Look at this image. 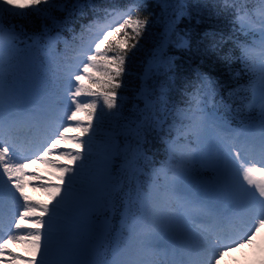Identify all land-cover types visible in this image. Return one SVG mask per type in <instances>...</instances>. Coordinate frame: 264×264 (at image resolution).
<instances>
[{"label":"snow or ice","instance_id":"6c2138e0","mask_svg":"<svg viewBox=\"0 0 264 264\" xmlns=\"http://www.w3.org/2000/svg\"><path fill=\"white\" fill-rule=\"evenodd\" d=\"M244 2L218 0L234 13L233 33L259 31L251 44L234 41L241 68L233 78L247 74L248 84L216 101L220 82L202 75L181 108L169 98L176 67L169 49L192 50L190 33L177 30L191 19L187 0H158L162 30L130 96L120 90L149 25L137 15L146 0L103 8L95 0H0V175L24 201L14 228L26 232L0 237V264H220L233 248L254 243L264 231V0L251 11ZM88 10L92 19L77 33L73 24ZM33 18L40 31L29 33ZM50 86L62 87L69 102L62 129L55 113L64 97ZM105 121L109 130L97 140ZM42 125L52 128L51 139L35 158L17 162L3 134ZM153 136L166 145V159L145 171ZM37 161L59 181L35 185L49 203L25 192L44 179L26 171ZM25 239L30 258L8 249Z\"/></svg>","mask_w":264,"mask_h":264},{"label":"trees","instance_id":"16d2710c","mask_svg":"<svg viewBox=\"0 0 264 264\" xmlns=\"http://www.w3.org/2000/svg\"><path fill=\"white\" fill-rule=\"evenodd\" d=\"M98 7H108L112 4H119L121 6L127 4L129 0H95ZM147 7L143 8L137 15L140 18H147L149 25L145 30L144 36L140 40L138 46L139 51L133 50L135 55L131 56L128 64L129 74L124 80V87L120 90L126 95H131L135 87L139 85L137 76L142 72V61L147 57L148 51L153 46L156 34L162 30V26L157 22V18L161 17V9L158 0H146ZM188 10L191 13V19L184 18L177 25V30L183 34L185 31L190 33L192 37V50L177 49L170 47V54L176 57L175 70L171 73L173 80L170 85L169 98L172 104L181 108L186 106V102L193 87L199 83L198 77L207 76L220 82L219 94L216 96V101L223 96L228 102V91L237 84L247 85L249 77L247 74H242L240 78L234 79L235 71L241 68L239 60L236 58L240 56V49L236 46L234 41L240 40L244 43H252L251 34L247 37L240 35L238 32L233 33L231 21L234 13L232 10L224 11L221 9L218 0H187ZM242 7L249 11L259 8L258 0H245ZM219 13V16L216 15ZM61 18L62 13H57ZM92 19L91 10H88V15L78 19L73 27L76 32L80 31V24L87 23ZM197 20L200 23H197ZM115 22V21H113ZM41 21L33 18L30 24H26L29 33L39 32ZM210 35L205 38V34ZM211 33H216L211 35ZM66 39H71V33H63ZM222 37V38H221ZM202 41V43H201ZM199 43V50L197 44ZM208 49L205 51V49ZM231 57L233 62L229 67L227 58ZM163 79V77L161 78ZM87 101V97L81 98ZM237 107L233 105V111ZM220 110L225 113L223 105H220ZM225 115H230L225 113ZM171 123V118H169ZM238 121H233L235 127ZM109 130L107 122L101 126V132L96 139H103V132ZM175 132L171 133V137ZM149 143L145 145L146 155L151 158L148 163V168L161 164L166 159L165 147L166 145L158 137H149ZM145 162L141 161V165Z\"/></svg>","mask_w":264,"mask_h":264},{"label":"rangeland","instance_id":"374dc122","mask_svg":"<svg viewBox=\"0 0 264 264\" xmlns=\"http://www.w3.org/2000/svg\"><path fill=\"white\" fill-rule=\"evenodd\" d=\"M255 33H256L255 39L257 38L259 40V31L257 30ZM51 89H56L60 93V96L64 97L62 87L57 89L54 86H50L49 90ZM61 102L62 104H59L56 114L59 111L63 112V109L69 105V102L66 100V97H64L61 100ZM60 118L62 119V121L56 122V124H59L62 129V127L68 124L69 122H67L64 113H62V116ZM52 127L54 128L55 125H53ZM52 134L53 133H51L50 136H52ZM70 134H74V133H70ZM50 139L51 138H49V140ZM8 146L10 147L11 154L13 155L14 159L17 162H19L20 160H26L28 158H35L36 153L34 152L31 151L18 152L14 150L10 145ZM64 162L66 163V161ZM26 171L29 173L35 171L38 175L44 178L39 182L33 181L31 184H29L28 187L25 188V192L30 197V200L32 202L49 203V196L47 192L39 187H36L35 185L37 183H49V182L58 183L59 181L55 180V178L50 175V173L53 170L49 166L43 164L41 161H37L36 165L30 167ZM3 185H7V190L4 191L5 193L8 192L10 194H14L15 196H17L18 205L16 206H18L19 213L22 212L23 203H24L23 199L19 196V193L16 192L15 189L12 187V184L8 181L7 177L0 175V187H2ZM6 196L8 197V194ZM20 222L22 225H26L28 223L26 221H20ZM237 229H239V225L237 226ZM12 233L26 237V232H17L16 229ZM223 242L227 243L226 241ZM15 244H19V245L14 246ZM13 246L16 248H13ZM29 246L30 245L26 239L24 240V242L13 240V241H9L7 244L8 249H10L12 253L14 254L18 253L20 256L25 258H30L31 256ZM262 260H264V231H262L261 234L257 236L256 240L252 245L245 244L242 249L233 248L232 251L227 256L223 257L220 260V264H260ZM20 262L23 263V261ZM5 264H8L7 258H5Z\"/></svg>","mask_w":264,"mask_h":264},{"label":"bare ground","instance_id":"6f19581e","mask_svg":"<svg viewBox=\"0 0 264 264\" xmlns=\"http://www.w3.org/2000/svg\"><path fill=\"white\" fill-rule=\"evenodd\" d=\"M16 245L18 246L19 244H15L14 246H16ZM20 245H22V244H20ZM29 245H30V244H29ZM14 246H13V248H16V247H14ZM30 247H31V246H29V249H30ZM16 264H23V263L20 262V261H17Z\"/></svg>","mask_w":264,"mask_h":264}]
</instances>
